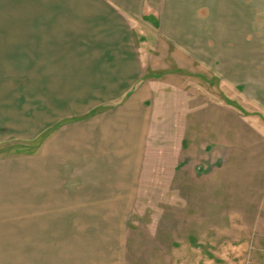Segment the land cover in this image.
<instances>
[{"label":"crops","instance_id":"crops-1","mask_svg":"<svg viewBox=\"0 0 264 264\" xmlns=\"http://www.w3.org/2000/svg\"><path fill=\"white\" fill-rule=\"evenodd\" d=\"M191 2L0 0V146L38 139L0 155V264H129L149 138L188 131L191 64L213 60L248 97L264 74V0ZM230 13L240 52L225 71L212 42Z\"/></svg>","mask_w":264,"mask_h":264},{"label":"rangeland","instance_id":"rangeland-1","mask_svg":"<svg viewBox=\"0 0 264 264\" xmlns=\"http://www.w3.org/2000/svg\"><path fill=\"white\" fill-rule=\"evenodd\" d=\"M202 1L204 6L215 2ZM191 3L194 8L199 0ZM210 16L214 18L213 13ZM230 16L226 15L224 29L220 25L218 48L215 39L212 42L225 71L240 52L238 44L231 50ZM152 34L156 35L154 31L148 35ZM258 40L255 37L256 53L261 49L264 57V38L261 45ZM145 45L154 54L164 48L161 41L159 46ZM208 63H203L205 68L190 66L202 77L189 79L192 117L186 134L176 131L181 138L167 143L168 129L159 125L157 138H149L154 164L145 166L151 178L129 220V264H264V74L256 76L248 97L235 82H221V75L213 72L218 71L213 60ZM183 99H178L180 110ZM25 144L0 146V155L35 148L38 139L32 146ZM171 160L177 166L163 174L167 169L163 165ZM154 179L157 185L151 187Z\"/></svg>","mask_w":264,"mask_h":264}]
</instances>
